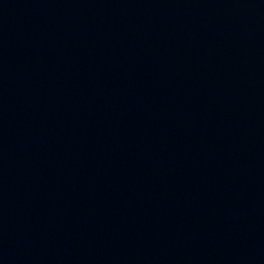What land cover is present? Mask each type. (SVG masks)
Masks as SVG:
<instances>
[{
	"label": "water",
	"instance_id": "obj_1",
	"mask_svg": "<svg viewBox=\"0 0 264 264\" xmlns=\"http://www.w3.org/2000/svg\"><path fill=\"white\" fill-rule=\"evenodd\" d=\"M0 264H264V0H0Z\"/></svg>",
	"mask_w": 264,
	"mask_h": 264
}]
</instances>
